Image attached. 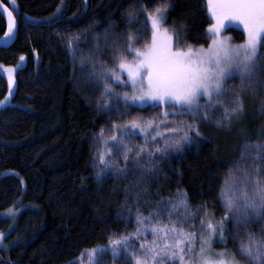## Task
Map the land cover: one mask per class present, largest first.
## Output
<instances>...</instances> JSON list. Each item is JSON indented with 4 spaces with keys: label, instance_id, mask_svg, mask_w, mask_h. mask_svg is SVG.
I'll list each match as a JSON object with an SVG mask.
<instances>
[{
    "label": "trees",
    "instance_id": "1",
    "mask_svg": "<svg viewBox=\"0 0 264 264\" xmlns=\"http://www.w3.org/2000/svg\"><path fill=\"white\" fill-rule=\"evenodd\" d=\"M15 7L17 35L9 48L0 49V66H15L21 57L25 63L15 73L9 104L0 107V233L5 237L0 242V264H73L86 250L106 246L110 237L135 232L137 208L147 217L159 206L160 221L171 227L168 210L181 198L191 209L183 222L188 231L197 232L207 211L223 215L222 186L241 175L235 166L243 163L245 146L264 145V131L257 135L255 130L259 121L264 123V71L255 78L253 89L247 88L249 97L244 99L242 93V121H236L241 119L238 115L225 122H234L231 133L228 126L217 125L216 118L222 116L218 107L209 114L212 119L197 118L200 135L192 133L191 143L181 150L170 148L166 155L156 152L148 158L147 150L155 142L150 139L146 144L135 135L129 138L130 146L133 152L145 148L144 159H130L125 167L122 158H115L114 168L102 171L96 155V135L102 130L130 119L142 123L157 115L163 120V115L156 108H135L128 102L125 107L122 93L128 88L114 84L121 95L104 94L103 81L90 77V58L95 57L97 68L99 61L114 66L118 61L113 60V41L121 46L132 42L137 48L149 43L148 14L156 7L166 15L163 28L173 36L174 46L178 34L184 49L207 47L211 22L206 0H16ZM5 32L0 15V40ZM226 32L237 42L244 39L233 29ZM260 52L264 63V48ZM126 58L133 60L132 55ZM228 83L235 87L238 79ZM7 92L0 74V100ZM179 119L192 122L188 115L169 116L166 124L173 126ZM156 140L163 146L161 137ZM116 167L126 177L118 175ZM198 207L203 211L197 212ZM184 212L181 206L172 218ZM227 224L229 250L250 264L240 253L241 242L247 243L248 231L264 235V220L252 221L247 231L242 225L237 230L230 220ZM149 235L132 240L138 247ZM121 256L113 260L108 252L101 264L110 260L131 264L125 259L122 263Z\"/></svg>",
    "mask_w": 264,
    "mask_h": 264
},
{
    "label": "snow or ice",
    "instance_id": "2",
    "mask_svg": "<svg viewBox=\"0 0 264 264\" xmlns=\"http://www.w3.org/2000/svg\"><path fill=\"white\" fill-rule=\"evenodd\" d=\"M11 3L15 5L16 0H11ZM207 4L214 21L208 28L212 34V43L208 49L200 48L193 51L192 47L188 46L185 50L179 46L178 34L177 44L174 46L173 36L163 28L166 16L161 7H156L154 13L148 14L152 27L151 43H145L137 48L132 43L121 46L113 41V60L118 61L114 66H109L106 61H99L97 68L95 57L90 58L93 61L90 77L103 81L104 94L120 96L121 93L117 92L113 85L127 88L130 84L131 94L128 91L122 93L125 107H128L127 102L131 100L133 103L139 101L142 104L151 101L156 107L164 105L171 109L163 112L162 121L148 120L141 123L136 119H130L124 122V129H119L113 124V131L109 137L112 143L109 145L105 142V150L98 153L99 161L104 166L102 171L114 168L115 158H122L125 167L130 159H144L142 154L145 153V148L137 147L133 152L130 146L129 138L136 135L132 130L139 129L141 133H146L154 123L156 124L154 134L150 137L145 136L146 144L149 139L155 142L153 148L147 150V157L151 158L156 152L166 155L170 148L181 150L184 144L191 143L192 133L200 135L197 118L202 116L205 121L212 119L209 114L218 107L222 109V116L216 118L218 126H229L225 122H229L244 111L242 93L247 88H253L255 78L264 71L260 52L264 48V0H207ZM163 7L166 8L167 4ZM0 8H3L9 19L8 31L4 34L8 36L15 26L13 12L2 3ZM129 16L134 17V11H130ZM228 23L243 26L246 35L243 43L233 47L228 43L227 37L221 38V33ZM107 35L105 33L106 46ZM76 39L78 40L79 36ZM128 40H133V37L129 35ZM71 45L70 39V48ZM96 48L98 51L99 45ZM128 55L133 56L132 62L127 61ZM23 59L24 57H21V60ZM84 62L82 57V67ZM122 73H126L127 79L122 78ZM233 79L239 80L235 87L228 83ZM11 85L10 75V90ZM6 100L7 97L0 100V106L4 105ZM186 115L192 117L191 123L179 119L173 121V126L165 124L164 129H160V123L166 121L169 116L182 118ZM101 135L103 136V130ZM157 136L162 138L163 146L156 140ZM253 147L256 149L255 154L251 152ZM245 148L247 155H242L243 163L235 166V172L241 175L233 177L232 186L227 187L226 192L224 188L227 186V180L225 186H222L224 219L216 224L210 219L199 238L195 231H188L183 225L187 220V213L191 212L185 198L174 201L168 210L171 227L160 221L159 206L147 217L137 208L135 232L112 236L106 246L86 250L89 264H101V257L108 252L111 253L113 260L123 255L131 264H166V261L169 264H239L235 255L229 257L226 253H220L213 256L210 249L214 235L218 234L223 242L226 221L234 222L237 230L242 225L247 231L252 221L264 220V163H261L264 161V145L257 143L246 145ZM115 171L118 175L126 177L123 169L116 167ZM232 175L233 170L230 169L229 176ZM181 206L185 212L173 219V213ZM201 211L203 208L198 207L197 212ZM229 212L232 213L231 217L227 215ZM201 223L204 221L201 220ZM149 232L153 237L152 242L149 243L145 238L137 247L132 237L139 238ZM4 238V234L0 233V242ZM246 240L247 243L241 242V255L247 258L250 264H264V235L257 236L256 233L248 231Z\"/></svg>",
    "mask_w": 264,
    "mask_h": 264
},
{
    "label": "rangeland",
    "instance_id": "3",
    "mask_svg": "<svg viewBox=\"0 0 264 264\" xmlns=\"http://www.w3.org/2000/svg\"><path fill=\"white\" fill-rule=\"evenodd\" d=\"M206 9H207V13H208V16H209V20H210V22H211V23H214V21L212 20L211 13L208 11L207 0H206ZM154 12H155V10L152 11L151 13H154ZM162 12H164L163 9H162ZM164 15H165V14H164ZM165 16H166V15H165ZM149 26H150L151 34H152V27H151V22H150V21H149ZM229 29H233V30H235V31H237V32H240V33L243 35V37H244V39H243V41H244V40L246 39V35L244 34L243 26L240 25V24H238V23H228V24H226V28H225V30H223L222 33H221V38H225V37H227V38H228V43H229L231 46H233V47H235L236 45H239V44L243 43V41H242V42H241V41H240V42H237V41H236V37H235L234 35H232L231 33L226 32V31L229 30ZM169 34H170V33H169ZM207 34H208V37H209V44H208V46H207V47L192 48L193 51H196V50H198V49H200V48L208 49V47H209V46L211 45V43H212V34H211L208 30H207ZM170 35H171V34H170ZM171 36H172V35H171ZM131 43H132V42H131ZM149 43H151V38H150ZM185 50H186V49H185ZM130 62H132V61H130ZM24 63H25V58H24L23 60H21V58H20V59H19V62H18L17 65H15V66H12V67H4V66H0V74L6 79V81H7V85H8V92H7V96H6V97H7V100L5 101V104L2 105V106H0V107H4V106H6L7 104H9V102H10V100H11L13 94H14V91H15V78H14V77H15V73H16L19 69H21V68L23 67ZM9 70H11V73H9ZM117 71H119L118 67H117ZM10 75H11V79H12L11 90H10V88H9V77H10ZM122 78H123V79H127L126 73H122ZM237 84H239V80H238V83H237ZM254 84H255V82H254ZM127 88H128L127 91L129 92V94H131V92H132L131 85L129 84V86H128ZM249 89H250V88H249ZM249 89H246L245 92H243V94H244V99L247 98V96H248V90H249ZM252 89H253V88H252ZM250 90H251V89H250ZM248 97H249V96H248ZM201 102H203V99L201 100ZM128 104L131 105V106H133V107H135V108H156V109H158V110L160 111V113H161L162 115H163V112H164L165 110L171 111V109H167L166 106H164V105H161V106H159V107H156L155 104H154V102H151V101H149L148 104H142V103L139 102V101L133 103L131 100H129V101H128ZM257 113H259V107L257 108ZM159 115H160V114H159ZM239 115H240L241 119H240V118H237L236 121L241 122V121H242V118L244 117V115H242V114H239ZM153 121H162V118H160V117L158 118V116L156 115V116L153 118ZM236 121H235V122H236ZM142 123H143V122H142ZM166 123H167L166 121H163V122L160 123V129H161V130L164 129L163 127H164V125H165ZM116 126H117V128H119V129H124V128H125V124H124V125H116ZM233 127H234V122L231 123V124H229V126L227 127V131L231 133ZM206 128H207V127H206ZM129 130H131V129H129ZM255 130H256V132H258L257 135L259 134V132L261 133L262 131H264V123H261V121H259L258 124H257V127L255 128ZM112 131H113V126L110 127V128L105 129V130L103 131V136L101 135V132H102V131L96 135V140H97L98 143H99V147H98V149H97V151H96V155H97V156H98V153H99V152H103V151L105 150V142H107V144H109V145L112 143V141L109 139V137H110ZM132 131H135L136 135H140L141 137H143V138L145 139V136H146V135H148V136L150 137L152 134H154V132L156 131V124L154 123V124L152 125V127H151L150 129H148V132H146V133H141V132L139 131V129H135V130H132ZM233 138H234V137H233ZM149 140H150V139H149ZM236 177H238V176H236ZM232 181H233V179H231V181H228L227 186L224 188V191H225V192L227 191V187L232 186ZM241 187H243V186H241ZM222 205H223V199H222ZM223 209H224V207H223ZM223 212H224L223 215L217 216V215H215V213H214L213 211H207L206 214H205V215L203 216V218H202V220L204 221V223H201V222H200V224H199V226H198V230H197V232H196V234H197V238H199V235H200L202 232L205 231V229H206V224H207V222H208L210 219L212 220V222H213L214 224H216L217 222L223 220L224 217H225V211H223ZM230 213H231V212H229V213L227 214L229 217H230ZM227 223H228V221H226V222L224 223V227H225L226 231H225V233H224V240H223V242H221V237H220L218 234H217V235H214V236L212 237V244H211L210 252H211V254H212L213 256H216V255H218V254H220V253H226L229 257H231L232 255H234L233 252H231V251L229 250L228 246H227V231H228V224H227ZM151 235H152V234H151ZM149 236H150V235H149ZM144 238H145V237H144ZM152 239H153V237L150 236L149 238H147V241H148L149 243H151V242H152ZM197 242H198V246H197V251H198V248H199V239H197ZM124 259H125V258H124V256L122 255V256H121V262H122V263H125V262H126ZM238 261H239V264H245L244 262H242V261H240V260H238ZM73 264H89L87 254L83 255L81 258H79L78 260H76ZM110 264H113V261H112V260H110Z\"/></svg>",
    "mask_w": 264,
    "mask_h": 264
},
{
    "label": "water",
    "instance_id": "4",
    "mask_svg": "<svg viewBox=\"0 0 264 264\" xmlns=\"http://www.w3.org/2000/svg\"><path fill=\"white\" fill-rule=\"evenodd\" d=\"M6 1H7V5L3 4L1 1H0V3H2L4 6L8 7L10 11H13L16 8L15 5H12L11 0H6ZM0 15L4 19L5 24H6V28L8 31L9 19H8L7 14L3 11V8H0ZM14 21H15V26L13 27L12 32L9 33L8 36H4L0 40V49L9 48L14 43L16 35H17V23H16L15 18H14Z\"/></svg>",
    "mask_w": 264,
    "mask_h": 264
}]
</instances>
